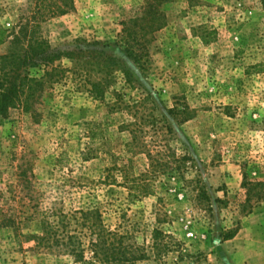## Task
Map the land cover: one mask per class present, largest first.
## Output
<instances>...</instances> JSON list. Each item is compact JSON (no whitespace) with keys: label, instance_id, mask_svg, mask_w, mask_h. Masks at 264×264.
<instances>
[{"label":"rangeland","instance_id":"1","mask_svg":"<svg viewBox=\"0 0 264 264\" xmlns=\"http://www.w3.org/2000/svg\"><path fill=\"white\" fill-rule=\"evenodd\" d=\"M0 24V56L60 54L0 114V264H82L88 207L114 264H264V0H0Z\"/></svg>","mask_w":264,"mask_h":264},{"label":"trees","instance_id":"2","mask_svg":"<svg viewBox=\"0 0 264 264\" xmlns=\"http://www.w3.org/2000/svg\"><path fill=\"white\" fill-rule=\"evenodd\" d=\"M10 36V31L0 24V45L5 44ZM25 45L22 42V46L18 50H12L10 53L0 56V114L2 116H6L10 109L19 105L25 93L27 81H36L35 78L29 77L26 69L42 64L47 66L58 57L60 58V54L54 55L46 49H40L41 44L35 47L29 43L28 46L26 45V49ZM80 213L82 215L81 220L77 216H72V219L76 227L81 226L86 232H83V237L76 234L74 244H67L71 247L68 250L69 253L77 262L86 264L85 252L87 248L90 251L91 260L99 261L101 264H114L118 261L119 256L125 258L128 254L133 255L132 250L128 251V248L117 247L116 243L120 236L117 232L109 230L104 224L98 208L88 207L87 210ZM65 220L67 221L66 218L60 216L59 222L62 225H65ZM233 236L234 233L227 235L228 238ZM80 238L88 240L86 249ZM134 256H132L133 259L125 261L137 260V257ZM142 257L140 256V258Z\"/></svg>","mask_w":264,"mask_h":264}]
</instances>
